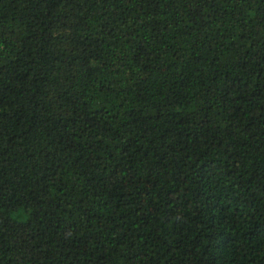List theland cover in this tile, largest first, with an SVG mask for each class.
Returning a JSON list of instances; mask_svg holds the SVG:
<instances>
[{"label":"trees","instance_id":"1","mask_svg":"<svg viewBox=\"0 0 264 264\" xmlns=\"http://www.w3.org/2000/svg\"><path fill=\"white\" fill-rule=\"evenodd\" d=\"M0 264H264V0H0Z\"/></svg>","mask_w":264,"mask_h":264}]
</instances>
